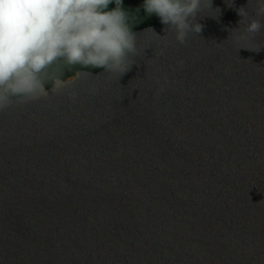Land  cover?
Wrapping results in <instances>:
<instances>
[{
	"label": "water",
	"instance_id": "water-1",
	"mask_svg": "<svg viewBox=\"0 0 264 264\" xmlns=\"http://www.w3.org/2000/svg\"><path fill=\"white\" fill-rule=\"evenodd\" d=\"M261 9L201 0L200 33L0 110V264H264Z\"/></svg>",
	"mask_w": 264,
	"mask_h": 264
},
{
	"label": "clouds",
	"instance_id": "clouds-1",
	"mask_svg": "<svg viewBox=\"0 0 264 264\" xmlns=\"http://www.w3.org/2000/svg\"><path fill=\"white\" fill-rule=\"evenodd\" d=\"M200 6L201 0H141L135 7L125 0H0V110L12 100L63 92L71 80L46 72L57 62L125 73L140 13L174 28L183 42L188 31L202 30L190 22ZM260 28L254 20L247 30Z\"/></svg>",
	"mask_w": 264,
	"mask_h": 264
},
{
	"label": "trees",
	"instance_id": "trees-1",
	"mask_svg": "<svg viewBox=\"0 0 264 264\" xmlns=\"http://www.w3.org/2000/svg\"><path fill=\"white\" fill-rule=\"evenodd\" d=\"M141 0H125V3L131 7H135L138 4H140ZM140 20H142V22H140V20H134V31L149 27V26H153V25H158L160 26L161 24L158 22V20L155 17L152 18H144L143 17V13L139 14ZM81 70L79 69H75L72 68L70 66H67L65 63L61 62H57L56 64H54L53 66H51L48 70H46V72L49 75H55V76H60L62 78L64 77H72L73 73L75 72H79ZM92 72H98L100 70H90Z\"/></svg>",
	"mask_w": 264,
	"mask_h": 264
}]
</instances>
